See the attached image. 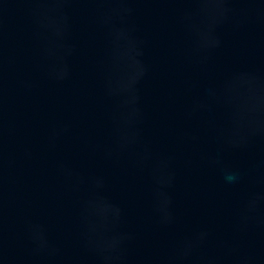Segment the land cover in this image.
<instances>
[{
	"label": "water",
	"instance_id": "1",
	"mask_svg": "<svg viewBox=\"0 0 264 264\" xmlns=\"http://www.w3.org/2000/svg\"><path fill=\"white\" fill-rule=\"evenodd\" d=\"M0 264H264V0H0Z\"/></svg>",
	"mask_w": 264,
	"mask_h": 264
}]
</instances>
